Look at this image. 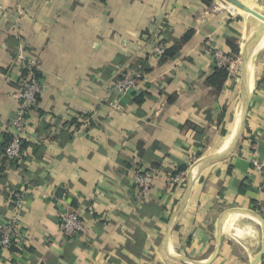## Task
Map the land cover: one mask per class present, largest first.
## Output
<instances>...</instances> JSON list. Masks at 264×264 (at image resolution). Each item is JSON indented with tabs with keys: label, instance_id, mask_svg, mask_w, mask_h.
Masks as SVG:
<instances>
[{
	"label": "crops",
	"instance_id": "1",
	"mask_svg": "<svg viewBox=\"0 0 264 264\" xmlns=\"http://www.w3.org/2000/svg\"><path fill=\"white\" fill-rule=\"evenodd\" d=\"M249 6L0 0V226L26 191L18 243L0 246V264H252L264 248V192L250 160L256 147L264 165V8ZM250 11L259 14L251 36L263 35L245 129L230 154L202 167L242 102L232 64L211 82L215 53L232 61ZM158 43L168 55L156 54ZM30 65L43 92L26 115L23 153L9 161L13 95ZM127 73L138 87L118 98L111 86ZM136 169L158 174L146 194ZM70 208L86 230L67 238L60 220Z\"/></svg>",
	"mask_w": 264,
	"mask_h": 264
},
{
	"label": "built area",
	"instance_id": "2",
	"mask_svg": "<svg viewBox=\"0 0 264 264\" xmlns=\"http://www.w3.org/2000/svg\"><path fill=\"white\" fill-rule=\"evenodd\" d=\"M155 52L158 56H164L166 47L162 43H158L155 46ZM215 57L219 67L229 68L231 65V58L229 55L217 51ZM19 58L25 60V54H19ZM138 80V75L127 73L115 81L111 89L116 93L118 98H123L131 95L136 90L138 87ZM42 92L43 83L38 78L35 68L30 65L26 75L17 82V87L13 95L18 110L12 123V139L4 148V154L9 161L17 160L23 153L26 115L30 109L37 106ZM113 104L116 106V103ZM250 160L253 168L261 176V189L264 192V165L258 160L256 147H254ZM157 177V172L152 170L136 169L134 173V181L143 194L149 191ZM25 197V190L18 191L15 194L14 211L16 214L9 223L0 226V246L5 250H12L18 243L19 211H21L25 205ZM258 212L264 219V202L259 203ZM60 228L67 238H72L76 236V234L86 230L85 223L81 219L80 213L75 208L67 209L62 213Z\"/></svg>",
	"mask_w": 264,
	"mask_h": 264
},
{
	"label": "water",
	"instance_id": "3",
	"mask_svg": "<svg viewBox=\"0 0 264 264\" xmlns=\"http://www.w3.org/2000/svg\"><path fill=\"white\" fill-rule=\"evenodd\" d=\"M228 1L230 3L241 5V3L238 0H228ZM260 35H261V32L259 31V32L255 33V35L248 41V43H249L248 48H245V52L242 56V58H243L242 59V69H241L242 102H241V106H240V121H239L238 131H237V134L235 136V139H234V141H233V143L229 149H227L226 151L221 152V153H216V154L210 156L209 158L205 159L202 163V167L205 166V164H207L210 161L219 159L220 157H223L225 155L230 154L236 148L237 143L239 142V139L241 138V136L244 132L247 114L249 111V104H250L249 80H248L249 79V72H248V69L246 67V62H247V59H248L250 53L256 47ZM190 191H191V185L189 186L187 194H189ZM187 194H186V196H187ZM258 216H259L262 224L264 225L263 217L261 215H258ZM220 242L221 241H219V245H220ZM263 256H264V248L255 257L252 264H260Z\"/></svg>",
	"mask_w": 264,
	"mask_h": 264
},
{
	"label": "bare ground",
	"instance_id": "4",
	"mask_svg": "<svg viewBox=\"0 0 264 264\" xmlns=\"http://www.w3.org/2000/svg\"><path fill=\"white\" fill-rule=\"evenodd\" d=\"M258 15L259 14H257V13H252L251 14V11H250L249 19H251L253 22H256L257 18L259 17ZM260 17H261V24L260 25H262L264 27V11L260 14ZM256 26H258V25H256ZM256 29H258V28H256ZM259 30L260 29H258V31ZM253 35H255V34H253ZM251 37L252 36H250L248 38V40L246 41L245 48H248V44H249L248 41L251 39ZM260 43H261V35H260V37L258 39V43H257L256 47L254 48V50L259 46ZM253 51L250 53V55H249V57L247 59V62H246V67H247L248 72H249V79L248 80H249V93L250 94L252 93V90H253V87H254V83H255V53ZM239 121H240V107H239V109L237 111V117H236V122L237 123L235 122L236 126L234 125V127L230 131V133L224 138L222 144L219 147V152L220 153L226 151L227 149H229L231 147V145H232V143H233V141L235 139V136L237 134V131H238ZM226 220H227L226 222H228V218Z\"/></svg>",
	"mask_w": 264,
	"mask_h": 264
},
{
	"label": "rangeland",
	"instance_id": "5",
	"mask_svg": "<svg viewBox=\"0 0 264 264\" xmlns=\"http://www.w3.org/2000/svg\"><path fill=\"white\" fill-rule=\"evenodd\" d=\"M238 1L241 3V5H237L234 3H232V4H234L236 6V10L239 12H241L240 10H245L248 7L250 8V6H249L250 1H251V3H255L257 6H261L262 8H264V0H253V2H252V0H238ZM244 15H246V14H244ZM249 21H250V23L248 25V35L241 39V43L239 44L238 48L235 50V53L233 55V59L231 61L232 65L230 66V69L232 71V73H231L232 77H233V79L235 77V81L237 82L236 86L239 88L241 85L240 77H241L242 59H243L242 55L245 52V43L248 40V38L251 36L250 35L251 31L256 25L255 22H253L251 19ZM239 102H240V97H239Z\"/></svg>",
	"mask_w": 264,
	"mask_h": 264
},
{
	"label": "trees",
	"instance_id": "6",
	"mask_svg": "<svg viewBox=\"0 0 264 264\" xmlns=\"http://www.w3.org/2000/svg\"><path fill=\"white\" fill-rule=\"evenodd\" d=\"M168 50L165 55H168ZM229 77V68L228 67H219V69L215 73V78L211 79V82L215 85L223 83V81Z\"/></svg>",
	"mask_w": 264,
	"mask_h": 264
}]
</instances>
